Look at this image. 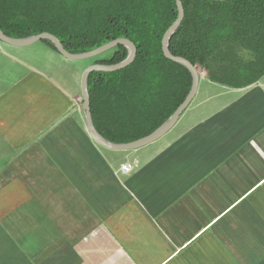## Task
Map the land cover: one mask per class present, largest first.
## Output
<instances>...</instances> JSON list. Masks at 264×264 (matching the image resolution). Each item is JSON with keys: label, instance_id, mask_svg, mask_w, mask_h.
Returning a JSON list of instances; mask_svg holds the SVG:
<instances>
[{"label": "crops", "instance_id": "0c3cea01", "mask_svg": "<svg viewBox=\"0 0 264 264\" xmlns=\"http://www.w3.org/2000/svg\"><path fill=\"white\" fill-rule=\"evenodd\" d=\"M45 51L0 78V264H264V75L200 79L162 137L112 150L78 104L84 60Z\"/></svg>", "mask_w": 264, "mask_h": 264}, {"label": "trees", "instance_id": "16d2710c", "mask_svg": "<svg viewBox=\"0 0 264 264\" xmlns=\"http://www.w3.org/2000/svg\"><path fill=\"white\" fill-rule=\"evenodd\" d=\"M180 1L184 15L169 41L171 54L205 69L211 81L234 88L264 75V0ZM176 16L175 0H0V30L9 37L48 32L73 54L118 38L135 45L129 65L93 71L87 78L93 125L111 143L151 133L189 92V71L161 50L162 36ZM109 51L94 62L116 64L128 55L121 45Z\"/></svg>", "mask_w": 264, "mask_h": 264}, {"label": "water", "instance_id": "95a60500", "mask_svg": "<svg viewBox=\"0 0 264 264\" xmlns=\"http://www.w3.org/2000/svg\"><path fill=\"white\" fill-rule=\"evenodd\" d=\"M216 1H223V0H216ZM176 7H177V16L176 19L172 22V24L165 30L162 39H161V50L165 58L168 60L178 63L182 66H184L191 75V87L189 89V92L183 99V101L179 104V106L175 109V111L160 125L158 126L154 131L151 133L140 137L134 141H130L127 143H111L104 139L95 129L90 113V102H89V94L87 90V78L89 74L93 71L98 72H110L117 69H121L127 65H129L135 58L136 55V47L135 45L126 38H118L111 40L95 49H92L90 51L79 53V54H73L67 52L61 42L56 38L54 35L48 33V32H42L34 36L26 37V38H12L7 35H5L0 30V41H2L5 44L16 46V47H26L29 45H32L39 41H49L53 44L56 51L64 58L73 60V61H81L86 60L90 58L97 57L113 48H115L118 45L124 46L128 50V55L126 59H124L121 62H118L116 64H99V63H92L85 67L81 74L80 78V93L82 98V106L84 111V119H85V125L86 129L91 136V138L99 145L112 149V150H133L138 149L143 146H146L155 140L162 137L167 131H169L180 115L184 112V110L188 107V105L191 103L197 87L199 83V72L195 65H193L190 61L187 59L175 56L170 53L169 51V41L174 32L178 29L180 26L184 11L183 6L180 0H175Z\"/></svg>", "mask_w": 264, "mask_h": 264}, {"label": "rangeland", "instance_id": "374dc122", "mask_svg": "<svg viewBox=\"0 0 264 264\" xmlns=\"http://www.w3.org/2000/svg\"><path fill=\"white\" fill-rule=\"evenodd\" d=\"M34 44L26 46V47H16V46H11V45L5 44L2 41H0V78L2 77L4 72L7 75V78L8 77L10 78L15 73H17L18 71H19V73H21L23 71H27V70H31V69L33 70V68H36V67H39V66H42L43 64H45V62L48 61V54L45 50L47 48H49V49H52V48L49 45L43 43V41H39V42H36ZM52 50L54 52L58 53L56 50H54V49H52ZM110 52L111 51H107L105 54H109ZM242 54H245V53L242 52ZM97 58L98 57L86 59V60H84V63L86 66L89 64L95 63L94 61ZM197 70L199 72V81H200V79H203L206 77L210 80V78L207 74V71L205 69L197 68ZM8 72L11 74H9ZM80 78H81V76H80ZM9 80L10 79L6 80V82H8ZM222 85H224V84H222ZM238 88H242V87H238ZM78 99H79L78 104L80 106H82L81 93H80V97ZM82 109H83V106H82ZM123 166H125L126 169H128V170L124 171L122 169ZM130 169H131V165L128 163H125L121 166V171L124 173H128L130 171Z\"/></svg>", "mask_w": 264, "mask_h": 264}, {"label": "built area", "instance_id": "2783aa9c", "mask_svg": "<svg viewBox=\"0 0 264 264\" xmlns=\"http://www.w3.org/2000/svg\"><path fill=\"white\" fill-rule=\"evenodd\" d=\"M122 169H123L124 171H127V170H128V169H126V167H125V166H123V167H122Z\"/></svg>", "mask_w": 264, "mask_h": 264}]
</instances>
